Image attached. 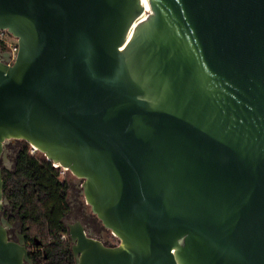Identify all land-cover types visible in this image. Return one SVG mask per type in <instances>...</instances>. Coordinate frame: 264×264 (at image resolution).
I'll return each instance as SVG.
<instances>
[{"label":"water","instance_id":"1","mask_svg":"<svg viewBox=\"0 0 264 264\" xmlns=\"http://www.w3.org/2000/svg\"><path fill=\"white\" fill-rule=\"evenodd\" d=\"M148 2L0 0V264H35L1 215L13 139L119 238L70 225L76 264H264V0Z\"/></svg>","mask_w":264,"mask_h":264},{"label":"trees","instance_id":"2","mask_svg":"<svg viewBox=\"0 0 264 264\" xmlns=\"http://www.w3.org/2000/svg\"><path fill=\"white\" fill-rule=\"evenodd\" d=\"M60 169L44 153L33 155L26 140L18 147L13 169L3 168L4 192L19 209L32 242L29 250L41 241L38 253L30 250L35 264H76L69 235L61 236L68 233L63 218L69 209V189Z\"/></svg>","mask_w":264,"mask_h":264},{"label":"flooded vegetation","instance_id":"3","mask_svg":"<svg viewBox=\"0 0 264 264\" xmlns=\"http://www.w3.org/2000/svg\"><path fill=\"white\" fill-rule=\"evenodd\" d=\"M0 45L2 46L1 43ZM16 141L17 139H13L7 141L6 143L8 154L11 157L14 154L13 152L15 149V145L17 143ZM12 165H14L13 160H12ZM78 178L79 181L74 184L67 179L68 189H69L68 192L69 209L63 218L67 228L69 229L70 225H75L76 222L79 221L85 227V230L88 235L101 239L103 242H105L108 245H114L115 243H113V241H111L110 239L103 238L100 234H98L107 227L103 224L102 220L97 216V214L93 212L91 205L86 201V198H84L85 197L84 187H83L84 179L80 177ZM1 215L8 217L9 220L14 223V225L9 229V232L11 233V238L18 240L19 234L23 233L26 238L27 246L28 247L32 246L31 240L27 237L26 233L24 232V228H23L24 224L22 222L21 216L19 215V209L16 208L15 203L11 202L10 206H6L2 211ZM40 244L41 241L38 240L36 246L34 248H31L30 250L33 253H38Z\"/></svg>","mask_w":264,"mask_h":264},{"label":"built area","instance_id":"4","mask_svg":"<svg viewBox=\"0 0 264 264\" xmlns=\"http://www.w3.org/2000/svg\"><path fill=\"white\" fill-rule=\"evenodd\" d=\"M9 34H11V33L8 30L0 29V43L3 45L5 50L10 51L11 60H14L15 57L17 56L19 45H18V41H14V40L11 41L8 39ZM30 152L35 156H38L40 153H43L36 146H34L32 144H30ZM53 164H54V166L62 167V166H59L58 164H56L54 162H53ZM67 170H69V169L62 167V169H60L61 175H64ZM61 236L63 238H66L68 236V233H63Z\"/></svg>","mask_w":264,"mask_h":264},{"label":"rangeland","instance_id":"5","mask_svg":"<svg viewBox=\"0 0 264 264\" xmlns=\"http://www.w3.org/2000/svg\"><path fill=\"white\" fill-rule=\"evenodd\" d=\"M8 39L11 40V41L12 40L18 41L17 38L14 37L12 34L8 35ZM0 50H5L3 45L2 46L0 45ZM22 141H23V139H17V141H16L17 143L15 145V149H14V152H13L14 153L13 154L14 157H15V153L18 150V147L21 145ZM13 156L11 157L8 154V157H9L10 161H12V160L14 161V157ZM12 166H14V165L11 164V167ZM61 177H62V179L70 180V182L73 183V184L77 183L79 181L78 180L79 178L76 175H74L70 170H67V172L64 175H62ZM101 224H102V222H101ZM98 234H100L103 238L110 239L115 244H117L119 242V238L108 228L103 229Z\"/></svg>","mask_w":264,"mask_h":264},{"label":"bare ground","instance_id":"6","mask_svg":"<svg viewBox=\"0 0 264 264\" xmlns=\"http://www.w3.org/2000/svg\"><path fill=\"white\" fill-rule=\"evenodd\" d=\"M143 3L145 4V14L146 15L148 13V11L150 10V5L148 0H143Z\"/></svg>","mask_w":264,"mask_h":264}]
</instances>
